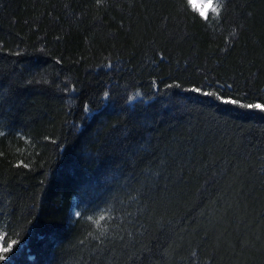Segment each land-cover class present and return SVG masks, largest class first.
Returning a JSON list of instances; mask_svg holds the SVG:
<instances>
[{"label": "trees", "instance_id": "obj_1", "mask_svg": "<svg viewBox=\"0 0 264 264\" xmlns=\"http://www.w3.org/2000/svg\"><path fill=\"white\" fill-rule=\"evenodd\" d=\"M216 3L0 0V264H264V113L185 90L264 103V0Z\"/></svg>", "mask_w": 264, "mask_h": 264}, {"label": "snow or ice", "instance_id": "obj_2", "mask_svg": "<svg viewBox=\"0 0 264 264\" xmlns=\"http://www.w3.org/2000/svg\"><path fill=\"white\" fill-rule=\"evenodd\" d=\"M188 4L194 9V11L198 12L199 15L205 19H207V14L209 12L213 14H219L221 5L216 3V0H201L199 4L195 3L194 0H188ZM208 88H211L212 86L210 84L206 85ZM180 88V84H169L166 85L165 88L171 89V88ZM231 86H229L230 89ZM158 90V89H157ZM186 91L197 94L199 96H203L206 98H212L215 102H218L221 105L224 106H231V107H237L239 109L243 110H255L259 113H264V103H248L243 102L244 97H235V96H226L221 94L219 90L213 91V90H205L202 87L199 86H193L190 88L185 89ZM137 96L140 95V93L136 94ZM108 96V93L105 92V97ZM131 99V98H129ZM85 112H88V107L85 105ZM19 166V165H18ZM25 167L27 165H24ZM77 216L80 215L79 212L76 213ZM110 217H107L105 214L99 215L98 219L94 221L95 225L97 227L101 226V223L108 219ZM89 219H92L89 217ZM107 231V228H101L100 234L103 236L105 232ZM18 244V241L15 239L8 240L6 242V237L3 234H0V262H6L10 259L9 254L13 252L14 247Z\"/></svg>", "mask_w": 264, "mask_h": 264}, {"label": "rangeland", "instance_id": "obj_3", "mask_svg": "<svg viewBox=\"0 0 264 264\" xmlns=\"http://www.w3.org/2000/svg\"><path fill=\"white\" fill-rule=\"evenodd\" d=\"M195 3L199 4L201 0H194Z\"/></svg>", "mask_w": 264, "mask_h": 264}]
</instances>
